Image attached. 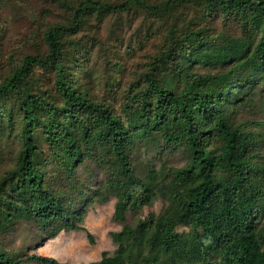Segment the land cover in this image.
I'll use <instances>...</instances> for the list:
<instances>
[{
    "label": "trees",
    "instance_id": "1",
    "mask_svg": "<svg viewBox=\"0 0 264 264\" xmlns=\"http://www.w3.org/2000/svg\"><path fill=\"white\" fill-rule=\"evenodd\" d=\"M36 1L0 55V264H64L17 243L92 240L112 200L117 250L89 264H264V0Z\"/></svg>",
    "mask_w": 264,
    "mask_h": 264
},
{
    "label": "rangeland",
    "instance_id": "2",
    "mask_svg": "<svg viewBox=\"0 0 264 264\" xmlns=\"http://www.w3.org/2000/svg\"><path fill=\"white\" fill-rule=\"evenodd\" d=\"M42 9L39 1H34L31 5L23 8L17 15L16 20L8 25L4 23L6 18H11V15L5 14L0 20V38L4 36L1 43V56H5L11 52H19L24 45L26 35L32 29L35 18ZM2 57L1 60H5ZM98 84V81L96 80ZM261 124L259 131L263 134L261 138L262 146L264 147V113L257 116ZM38 159H41V154ZM115 200L105 205H93L87 209L84 217L83 227L85 231L61 232L55 238L47 242H37L30 247L20 239L17 243L18 253L29 251L31 254H37L45 257H52L64 264H89L99 261L103 252L108 251L114 254L117 250V245L113 242L110 233L119 232L122 230V224L114 220ZM165 202L157 199L153 205L144 209L143 216L146 217L151 213L159 215L165 207ZM129 221H132V216L129 215ZM186 228H180V231H186Z\"/></svg>",
    "mask_w": 264,
    "mask_h": 264
}]
</instances>
